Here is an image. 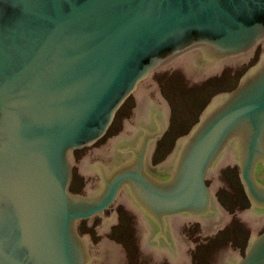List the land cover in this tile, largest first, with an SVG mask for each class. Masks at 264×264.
I'll return each instance as SVG.
<instances>
[{
    "label": "water",
    "instance_id": "water-1",
    "mask_svg": "<svg viewBox=\"0 0 264 264\" xmlns=\"http://www.w3.org/2000/svg\"><path fill=\"white\" fill-rule=\"evenodd\" d=\"M18 1L34 22L52 26L47 34L31 27L30 37L14 40L15 56L0 50V72H6L0 84V264H119L126 260L124 244H99L94 252L76 232L79 219L103 212L117 199L142 211L145 251H159L156 263L168 248L172 263L192 264L186 251H194L193 243L184 241L182 232L185 245L175 248L167 226L171 229L175 219L209 221L211 212L218 226L229 225L230 214L214 209L216 195L206 184L222 157H227L224 166L238 165L251 203L242 223L259 228L264 220V53L234 90L212 99L195 128L157 165L151 164V155L164 137L170 105L159 86L141 88L139 80L147 85L151 72L167 69L180 57L173 70L187 66L196 83L220 78L221 71L250 60L242 54L264 41V27L247 25L217 0L188 1L186 8L168 0L159 5L153 0H86L68 11L61 0H52L53 15L33 10L28 0ZM132 4L133 14L107 16L113 8ZM203 21L216 23L213 39L192 41L187 49L194 53L179 56L185 50H177L139 72L141 59L154 47L149 39L162 42L181 25ZM135 94L142 102L139 119L128 121V135L110 147L114 159L81 164L88 182L101 185L100 191L88 199L70 194L68 151L95 143L118 107ZM92 135L95 140L83 141ZM116 220L100 221L99 231L107 234ZM216 231L207 224L202 237H215ZM250 246L239 264H264V233Z\"/></svg>",
    "mask_w": 264,
    "mask_h": 264
},
{
    "label": "rangeland",
    "instance_id": "rangeland-1",
    "mask_svg": "<svg viewBox=\"0 0 264 264\" xmlns=\"http://www.w3.org/2000/svg\"><path fill=\"white\" fill-rule=\"evenodd\" d=\"M259 52L261 53L262 51ZM260 53L254 60L251 59L237 68L221 71L220 78L196 83V74H187V66L173 70L182 59L180 57L169 62L167 69L159 73L151 72L147 85L139 80L141 88L159 86L158 92L170 105L164 137L154 145L153 165L165 161L171 155L178 141L182 137L187 136L195 128V125L199 123L213 98L220 94L229 93L238 86L246 73L260 61ZM132 96L128 97V99L131 98L129 99L130 103L126 104L122 113L116 117L114 125L110 130L111 141L107 142L108 145L105 142L102 143L101 147L94 146L93 148H98V150H103L108 154L110 147H116V140L128 135V121L133 123L139 119V108H135L134 102L135 100L141 102L136 94ZM91 160L93 158L84 160L82 157H77L75 161L76 165L73 163L75 176L81 183L86 178L81 164ZM224 162L227 164V157L221 158L220 167L215 170L216 173L214 171L206 184L211 187L212 192H215L216 198L220 200L222 206L232 219H230L229 225L217 227L215 237L200 236L203 234L201 231H203L204 225L195 223V227H192L194 225H190V223H178L181 225L180 232H184V241L192 242L194 246L196 244L205 245L208 242V245L222 244L228 247L231 241L234 245L246 246L248 245L251 228L256 224L242 223L243 215L250 211L247 210L250 209V206L248 205L246 190L238 165L231 164L224 166ZM215 182H218V185L213 190ZM127 204L130 205L129 203ZM169 224L171 226V223ZM173 228H176V223L173 224ZM224 228L226 229L222 232L221 230ZM96 229L99 233V222L96 225ZM110 231L113 233L112 237L109 236ZM100 234L101 237L95 238L98 241L109 239L110 242L112 241V246L124 244L126 260H121L119 264H168L167 259L162 257H165L163 251L161 252L164 253L163 255L161 254V263H156L159 251L157 253L156 251H145L146 238L141 230V222L138 220H132V218L124 215L119 222L116 220L115 225L109 223L107 234L103 232H100ZM85 235L87 233L81 234V241H89ZM104 241L100 242V244L105 243ZM228 250L230 249L227 248L224 251L227 252ZM193 252L187 251L186 255H192ZM225 254L219 255L218 260L211 258L203 260L200 257L201 255L198 254L195 256V259H192V264H196V260H199V257L200 261H204V264L206 261V264H210L208 261H213V264H223L224 258H226Z\"/></svg>",
    "mask_w": 264,
    "mask_h": 264
},
{
    "label": "flooded vegetation",
    "instance_id": "flooded-vegetation-1",
    "mask_svg": "<svg viewBox=\"0 0 264 264\" xmlns=\"http://www.w3.org/2000/svg\"><path fill=\"white\" fill-rule=\"evenodd\" d=\"M64 10H70L72 5H79L83 3L86 0H61ZM172 6H182L184 8L187 7L188 1L191 3L198 4V0H168ZM208 1V0H203ZM29 4L31 5V8L35 11H41L47 14H55L54 4L52 0H28ZM166 4V0H153L152 4L159 5V3ZM219 5L224 8L228 9L230 11L239 13L238 17L242 20H245L247 25L254 26L258 25L261 27H264V0H217ZM158 3V4H157ZM156 6H154L155 8ZM135 9V4H132L131 6H120L113 8V10H110L107 13L108 17L114 16L116 13H125V14H133ZM34 17L27 11V9L24 8V6L18 1V0H0V50L3 49L5 51H8L11 55L15 56V51L10 48L11 43L14 40H17L19 38L24 39V37H28L29 29L31 27L34 28L39 33H46L45 29L51 28L52 23L46 22L41 20L40 22H34ZM217 28L216 23L212 22L209 23L207 21L200 22L199 24H190L189 22L181 25L180 30L173 33V35L166 37L163 39L162 42H158L157 40L149 39L150 45H154V47L149 50V52L144 55V57L140 61L139 65V72L144 69L145 66L149 65L152 61L159 62L162 60H167L175 51H182L185 50L184 53H181V55H187L189 53H194V50H189L191 46L192 41L198 42L199 39L209 37L210 39H213L215 36V29ZM47 34V33H46ZM30 37V35H29ZM25 40V39H24ZM187 49V50H186ZM197 49H195L196 51ZM205 50V49H204ZM259 51H262L261 53ZM261 54V57L264 53V41L259 42L257 46L250 50L249 52L242 54L248 55L250 57V60H254L258 54ZM56 57L60 55L59 50L55 52ZM260 57V59H261ZM15 67V66H14ZM18 67V65L16 66ZM19 68V67H18ZM16 68V69H18ZM158 70H155L153 72H157ZM7 73L12 74L11 71H8ZM6 78V72L4 73L0 72V84L5 80ZM22 91V90H19ZM133 97V96H132ZM131 99V98H129ZM128 97L124 100V102L118 107L117 112L115 113V116L111 122V124L104 130V133L100 135L96 142L92 145H83L82 147H77L73 150L68 151V155L70 157L69 163H70V170H71V180L68 185V191L72 195L81 196L83 199H88L92 196L97 194L100 191L101 185L96 186V182L91 181L88 182V180L85 178L83 183L79 181V179L75 176V170H74V164L76 163L77 157H82L85 159L93 158V161L95 165H102L103 161L107 158L108 160L111 159L112 156L108 155L107 152H104L103 150L100 151L98 148H93L94 146H102V143H105L108 145L109 141H111V134L110 130L112 129L114 122L116 120V117L122 113L124 106L129 102ZM22 100V98L15 99L12 103L15 101ZM141 101V100H140ZM109 105V104H106ZM135 108H139L142 105V102H138L135 100L134 102ZM96 137L92 136H86L83 141H89V140H95ZM113 139V138H112ZM108 142V143H107ZM105 144V145H106ZM93 148V149H92ZM155 153V152H154ZM154 153L151 155V164L153 165L154 162ZM114 157H112V160ZM61 161V160H60ZM63 162V161H61ZM74 163V164H73ZM149 163V161H148ZM115 165L118 164L116 161L114 163ZM76 165V164H75ZM104 166V165H103ZM99 175V174H98ZM99 178L101 179V176L99 175ZM101 184V182H100ZM99 189V190H98ZM130 204V203H129ZM248 205L251 209V203L248 199ZM214 209H224L222 206V203L219 199L216 198V202L213 204ZM247 209V210H250ZM225 210V209H224ZM245 212H247L245 210ZM246 214V213H245ZM126 215L129 218H132V220H138L139 222L142 221L141 214L139 210L134 209L124 201H120L117 199L114 203L109 205L106 209L103 210V212L94 214L91 217L88 218H82L79 219L76 223V232L79 236L80 234L87 233L86 239L90 241V246L92 249H95L94 252H97L96 249H99L100 242H103L104 240L98 241V239H95L96 237H101V234L99 235L98 230L96 229V225H98V222L105 221V220H113L117 219L118 222L123 218V216ZM211 216H213L209 221L205 219H175L174 222L171 223V229H169V225L167 226V230L169 233L174 232V239L172 240L174 243V247H178L180 244L185 245L184 243H181L182 238V232H180V228H173V224L180 223V221L188 222L190 225H194L195 223L204 225V227L208 225H215L218 227L217 222L214 221V213L211 212ZM174 218V217H173ZM262 218V217H261ZM264 218V217H263ZM229 219H232L230 217ZM172 219H167L169 222ZM202 221H205L203 223ZM264 221V220H263ZM253 224V223H252ZM259 228L254 229V227L251 228V234L248 240V245L246 246H237L234 245V243L231 241V245L228 247L221 245H208L207 242L205 245L202 244H196L194 246V252L193 256L190 257V259H195L198 254H200L201 259H216L218 260L219 255L225 254V264H239L241 261L246 259L248 257V252L251 250V242L253 239H255L257 236L262 235L264 233V222L257 223ZM179 227H181L180 224H178ZM192 227H195L192 226ZM195 229V228H194ZM226 228L222 229L221 231L224 232ZM190 230V229H189ZM154 230H151V233L153 234ZM179 231V232H178ZM203 232V231H201ZM96 233V234H95ZM102 233V232H101ZM157 233L154 231V235ZM112 231H110L109 236L112 237ZM218 234V233H217ZM153 235V236H154ZM179 235V236H178ZM203 236L202 234L200 235ZM155 237V236H154ZM171 237V235L169 236ZM196 237V236H194ZM105 243H110L109 239H105ZM88 241V242H89ZM177 244V245H176ZM187 246V245H186ZM188 249L190 248L187 246ZM230 249L227 252H225V249ZM155 249V248H154ZM208 250V251H206ZM17 251L18 258L20 259V255ZM157 253V251H156ZM161 253V252H160ZM187 253V251H186ZM159 254V253H157ZM162 255L164 253H161ZM211 254V255H210ZM162 256L164 259H167L168 264H174L172 263L171 259L164 254ZM196 260V264H204V261ZM157 258V255H156ZM22 260V258L20 259ZM193 262V261H192ZM207 261L205 262V264ZM208 263H212L213 261H208ZM188 264H191L188 262Z\"/></svg>",
    "mask_w": 264,
    "mask_h": 264
},
{
    "label": "bare ground",
    "instance_id": "bare-ground-1",
    "mask_svg": "<svg viewBox=\"0 0 264 264\" xmlns=\"http://www.w3.org/2000/svg\"><path fill=\"white\" fill-rule=\"evenodd\" d=\"M222 158H223V157H222ZM226 163H227V162H226ZM220 164H221V160H220ZM223 164H225V162H224ZM218 167H220V165H219ZM218 167H217V168H218ZM215 173H216V171H215ZM218 173H219V172H218ZM217 176H218V175H217ZM211 177H212V176H211ZM213 178H214V177H213ZM216 178H217V177H216ZM213 180H214V179H213ZM217 183H218V182H217ZM217 183L215 182V184L213 185V190L217 188V185H218ZM211 190H212V189H211ZM139 212H140L141 217H142V211H139ZM175 229H176V228H175ZM176 230H177V229H176ZM178 232H179V231H178ZM167 249H168V248H166V249L163 251L165 254H166V252H167Z\"/></svg>",
    "mask_w": 264,
    "mask_h": 264
}]
</instances>
